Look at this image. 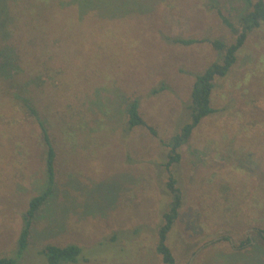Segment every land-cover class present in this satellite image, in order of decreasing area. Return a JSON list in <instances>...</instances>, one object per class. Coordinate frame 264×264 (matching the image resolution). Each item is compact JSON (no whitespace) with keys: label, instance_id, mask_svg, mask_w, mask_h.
<instances>
[{"label":"rangeland","instance_id":"1","mask_svg":"<svg viewBox=\"0 0 264 264\" xmlns=\"http://www.w3.org/2000/svg\"><path fill=\"white\" fill-rule=\"evenodd\" d=\"M63 1L6 5L22 59L14 77L57 153L52 195L19 264L45 263L49 244L80 246L88 261L79 264H164L156 248L171 175L184 197L168 238L180 264H264V24L218 80L216 113L182 147L181 161L166 166L170 139L190 121L196 76L222 57L209 42L173 40L232 43L220 15L237 22L247 0H95L84 9ZM4 85L0 257L17 258L23 215L47 174L40 126L2 94ZM134 99L155 133L128 128Z\"/></svg>","mask_w":264,"mask_h":264},{"label":"trees","instance_id":"2","mask_svg":"<svg viewBox=\"0 0 264 264\" xmlns=\"http://www.w3.org/2000/svg\"><path fill=\"white\" fill-rule=\"evenodd\" d=\"M93 1L95 0H68L62 3L68 6L78 5L84 9L86 6L91 5ZM247 2V8L242 12L237 22L220 13L223 24L234 36L232 43L229 44L218 39H203L198 41L196 39L177 38L173 40L174 43L184 46L209 42L216 51L222 54V57L219 61L211 64L204 72L196 76L191 91L190 121L168 143L170 147L168 163L166 165L168 169L173 164H178L181 161L180 150L189 142L194 131L202 121L216 113L213 106V93L217 87L218 80L228 76L237 63L238 53L245 46L249 35L255 30L260 29L264 24V0H247ZM6 5L7 0H0V80L5 83L4 92L7 93L5 94L3 92L2 94L4 96L8 95L6 97L12 96L14 105L22 109L27 117L33 118L39 124L45 148V168L47 174L46 190L31 200L29 208L23 215V226L17 244V258L0 257V264H19L20 259L28 250L36 216L52 195L55 183L57 153L45 121L31 103V100L22 97L24 86L14 77L15 74H19L22 71L20 69L22 59L19 54L17 55L14 48H12L13 45L10 43L11 34L8 30V23H6L9 11ZM13 89L16 90L15 93H11ZM139 109L140 103L138 99L130 100L127 103L125 114L128 117V128L146 127L155 133L153 128L148 126ZM167 188L171 201L168 210L164 213L163 224L158 232L156 250L164 264H180L168 244V238L180 216L184 204V197L173 175L169 178ZM258 236L261 244L264 245V231H259ZM247 242H251V238H248ZM41 254L46 258V262L43 264H79L83 261H88V257L84 254V249L76 244L67 246L49 244L45 246Z\"/></svg>","mask_w":264,"mask_h":264}]
</instances>
